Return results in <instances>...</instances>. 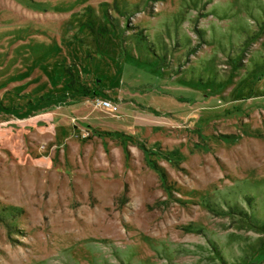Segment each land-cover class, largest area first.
<instances>
[{
  "label": "rangeland",
  "instance_id": "rangeland-1",
  "mask_svg": "<svg viewBox=\"0 0 264 264\" xmlns=\"http://www.w3.org/2000/svg\"><path fill=\"white\" fill-rule=\"evenodd\" d=\"M0 264H264V0H0Z\"/></svg>",
  "mask_w": 264,
  "mask_h": 264
},
{
  "label": "built area",
  "instance_id": "built-area-1",
  "mask_svg": "<svg viewBox=\"0 0 264 264\" xmlns=\"http://www.w3.org/2000/svg\"><path fill=\"white\" fill-rule=\"evenodd\" d=\"M97 105L103 109L116 111V107L108 100L102 99L98 101Z\"/></svg>",
  "mask_w": 264,
  "mask_h": 264
},
{
  "label": "trees",
  "instance_id": "trees-1",
  "mask_svg": "<svg viewBox=\"0 0 264 264\" xmlns=\"http://www.w3.org/2000/svg\"><path fill=\"white\" fill-rule=\"evenodd\" d=\"M150 162L152 163V165L154 166V168L159 171L161 177L163 178L164 177V172L161 170V168L159 166H157L154 161L152 162V160H150Z\"/></svg>",
  "mask_w": 264,
  "mask_h": 264
},
{
  "label": "crops",
  "instance_id": "crops-1",
  "mask_svg": "<svg viewBox=\"0 0 264 264\" xmlns=\"http://www.w3.org/2000/svg\"><path fill=\"white\" fill-rule=\"evenodd\" d=\"M70 92V91H69ZM65 95H66V93H65Z\"/></svg>",
  "mask_w": 264,
  "mask_h": 264
}]
</instances>
